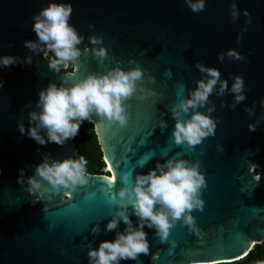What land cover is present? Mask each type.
Returning <instances> with one entry per match:
<instances>
[{"label": "water", "instance_id": "95a60500", "mask_svg": "<svg viewBox=\"0 0 264 264\" xmlns=\"http://www.w3.org/2000/svg\"><path fill=\"white\" fill-rule=\"evenodd\" d=\"M50 2L0 0V55L32 57L31 65L0 68L4 81L0 87V264H89L88 248L113 239L115 231L124 228L121 223L117 230H104L116 210L108 197L137 173L177 154L199 160L205 174L203 210L192 212L200 234L178 221L161 242L155 230L145 226L150 252L121 264H222L246 257L255 244L264 242V105L260 103L264 99V0H235L240 12L235 21L230 14L233 0H205L199 12H193L185 0H57L71 5L69 23L84 37L78 45L82 52L78 64L65 72L63 66L51 69L43 51L29 52L24 46L25 40L36 39L31 17ZM245 9L248 17L243 15ZM94 35L103 38L107 49L102 62L91 50L100 46L90 43ZM228 50L239 52L243 59L229 58ZM219 54H224L223 60ZM84 60L89 70L84 69ZM197 61L218 68L229 87L234 75H242L245 99L233 108V93H211L209 104L201 110L216 105L211 114L218 120L215 135L189 149L174 142L170 108L205 75L195 67ZM116 66H138L143 75L125 100V124L92 114L107 175L86 172L87 184L59 186L50 198V185L37 177L44 196L35 200L26 190V178L35 166L45 158L78 157L79 151L71 139L62 145L38 144L20 134L18 122L27 127L39 90L49 82L71 86L88 74H102ZM161 120L166 127L160 126ZM250 122L258 123L254 131L248 129ZM143 158L147 162L141 167ZM21 168L24 184L17 183ZM131 218L136 221L134 215ZM95 223L101 231L94 238ZM240 238L245 241L237 242Z\"/></svg>", "mask_w": 264, "mask_h": 264}, {"label": "clouds", "instance_id": "9594fccd", "mask_svg": "<svg viewBox=\"0 0 264 264\" xmlns=\"http://www.w3.org/2000/svg\"><path fill=\"white\" fill-rule=\"evenodd\" d=\"M185 3L193 12L202 11L205 7V0H185ZM71 12L70 4L51 0L31 17L36 39L25 40L24 46L29 52L43 51L45 57H49L51 69L59 70L62 66L69 65L75 67L82 54L78 45L84 37L69 23ZM230 14L233 21L240 15L235 0ZM243 15L249 16L247 9L243 10ZM248 22H251L250 17ZM89 40L93 46L100 45L91 50L94 57L102 62L108 54L102 44L103 38L94 35ZM226 55L229 58L243 59L235 50H228ZM223 58L224 54L218 55V59ZM31 63L30 55L23 59L15 54L0 55V68ZM195 67L205 75L197 79L196 87L190 89L186 96H182L170 108L175 121L172 129L174 142L187 144L189 149L201 144L204 138L215 135L218 120L211 114L216 105L210 104L206 111L201 110L209 104L211 93L215 91L217 96H223L226 90L233 93V108L245 99L242 75H234L229 87L228 80L221 78L218 68L201 61H197ZM142 75L143 70L138 66L128 69L116 66L102 74H88L71 86L49 82L47 87L39 90L36 108L28 113L27 127L20 121L17 124L18 131L21 135L26 133L41 145L49 142L62 145L78 134L81 123L85 119L91 120L93 113L123 125L127 122L125 100L136 91L137 81ZM3 85L4 81L0 80V87ZM260 103L264 105V99ZM246 111L251 114V109L246 108ZM257 125V122H250L249 131H254ZM160 126L166 127L167 122L161 120ZM218 149L222 151L223 146L218 145ZM146 162L147 159H144L140 166ZM105 167H108L107 164ZM17 171V183L24 184L25 170L21 168ZM85 173L86 160L82 155L51 161L45 158L35 166L33 175L27 176L26 190L39 201L44 196L41 179H37L40 177L50 185L47 188L50 198L53 190L59 186L87 184L88 177ZM110 179L114 180L115 176ZM205 184L206 178L201 171L200 161H189L179 154L162 162L158 161L147 172L137 173L134 180L126 182L114 195L108 197V202L116 210L110 213L111 218L104 230H117L121 223L124 228L115 231L113 239L101 240L98 246L88 248L89 264H121V261L138 260L141 253L147 255L150 252V242L145 226L154 229V234L161 242L167 240L171 227L178 221L187 225L189 231L200 234L192 212L193 209L203 210L201 192ZM133 215L136 217L135 222L131 218ZM100 231L99 223L92 225L91 234L94 238Z\"/></svg>", "mask_w": 264, "mask_h": 264}, {"label": "trees", "instance_id": "16d2710c", "mask_svg": "<svg viewBox=\"0 0 264 264\" xmlns=\"http://www.w3.org/2000/svg\"><path fill=\"white\" fill-rule=\"evenodd\" d=\"M73 68V66L69 65L62 72L72 71ZM71 140L77 147L79 156L85 157L86 172L104 174L103 168L106 166V162L92 120L85 119L80 125L78 134ZM222 264H264V242L255 244L249 254L243 259Z\"/></svg>", "mask_w": 264, "mask_h": 264}, {"label": "snow or ice", "instance_id": "6c2138e0", "mask_svg": "<svg viewBox=\"0 0 264 264\" xmlns=\"http://www.w3.org/2000/svg\"><path fill=\"white\" fill-rule=\"evenodd\" d=\"M83 66H84V69L85 70H89L88 68V61L87 60H84L83 61ZM110 121V120H109ZM179 145V144H177ZM145 158V157H144ZM143 158V159H144ZM143 159L141 160V162H143ZM256 179V178H255ZM240 241H245L243 238H240L237 240V242H240ZM251 247V245H248L247 249L245 251L242 252V255H246L247 254V250ZM236 258H239V257H236ZM153 259H156V257H153Z\"/></svg>", "mask_w": 264, "mask_h": 264}, {"label": "built area", "instance_id": "2783aa9c", "mask_svg": "<svg viewBox=\"0 0 264 264\" xmlns=\"http://www.w3.org/2000/svg\"><path fill=\"white\" fill-rule=\"evenodd\" d=\"M108 171H109V170H108V167H104V168H103V173H104V174L107 175Z\"/></svg>", "mask_w": 264, "mask_h": 264}, {"label": "bare ground", "instance_id": "6f19581e", "mask_svg": "<svg viewBox=\"0 0 264 264\" xmlns=\"http://www.w3.org/2000/svg\"><path fill=\"white\" fill-rule=\"evenodd\" d=\"M108 170H109V168H108Z\"/></svg>", "mask_w": 264, "mask_h": 264}, {"label": "flooded vegetation", "instance_id": "af4514ba", "mask_svg": "<svg viewBox=\"0 0 264 264\" xmlns=\"http://www.w3.org/2000/svg\"><path fill=\"white\" fill-rule=\"evenodd\" d=\"M256 168V167H255Z\"/></svg>", "mask_w": 264, "mask_h": 264}]
</instances>
